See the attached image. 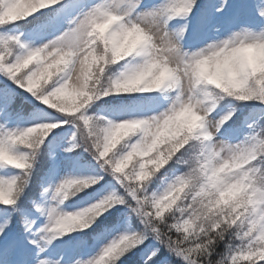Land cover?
<instances>
[{
	"label": "snow or ice",
	"instance_id": "6c2138e0",
	"mask_svg": "<svg viewBox=\"0 0 264 264\" xmlns=\"http://www.w3.org/2000/svg\"><path fill=\"white\" fill-rule=\"evenodd\" d=\"M261 48L264 0H0V264H264Z\"/></svg>",
	"mask_w": 264,
	"mask_h": 264
},
{
	"label": "clouds",
	"instance_id": "9594fccd",
	"mask_svg": "<svg viewBox=\"0 0 264 264\" xmlns=\"http://www.w3.org/2000/svg\"><path fill=\"white\" fill-rule=\"evenodd\" d=\"M259 51L264 53V48H261ZM155 83L156 82H152V83L148 84L147 86L148 87L155 86ZM137 84H138V81H131V82L124 84L122 87L125 89H130V88L136 87ZM137 127H138V124L135 122H122L121 125L115 130V132L113 134L114 138L118 137V136H123L127 133H131ZM193 186L195 187L196 192L198 194L203 192V189L199 185H196L195 182H194ZM240 191H241V187L239 185L233 184L232 187L228 188L225 192L221 193V196L223 199L228 200V199L233 198ZM203 194L206 198H211L213 195V192L211 190V186H209V190L207 192H203ZM69 223H71V221H69Z\"/></svg>",
	"mask_w": 264,
	"mask_h": 264
},
{
	"label": "trees",
	"instance_id": "16d2710c",
	"mask_svg": "<svg viewBox=\"0 0 264 264\" xmlns=\"http://www.w3.org/2000/svg\"><path fill=\"white\" fill-rule=\"evenodd\" d=\"M136 257H131L128 261L127 264H135Z\"/></svg>",
	"mask_w": 264,
	"mask_h": 264
}]
</instances>
